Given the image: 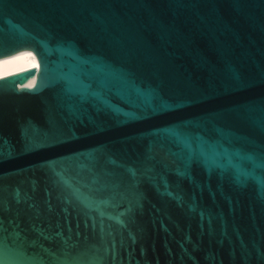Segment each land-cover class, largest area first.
Masks as SVG:
<instances>
[{
	"label": "water",
	"instance_id": "water-1",
	"mask_svg": "<svg viewBox=\"0 0 264 264\" xmlns=\"http://www.w3.org/2000/svg\"><path fill=\"white\" fill-rule=\"evenodd\" d=\"M23 50L0 264H264V0H0Z\"/></svg>",
	"mask_w": 264,
	"mask_h": 264
},
{
	"label": "bare ground",
	"instance_id": "bare-ground-1",
	"mask_svg": "<svg viewBox=\"0 0 264 264\" xmlns=\"http://www.w3.org/2000/svg\"><path fill=\"white\" fill-rule=\"evenodd\" d=\"M30 69H39V61L31 50H23L13 55L0 58V79L21 73ZM32 78L28 83H32Z\"/></svg>",
	"mask_w": 264,
	"mask_h": 264
}]
</instances>
